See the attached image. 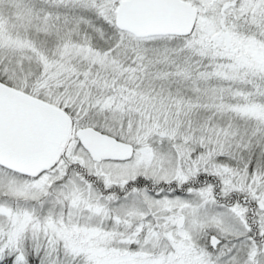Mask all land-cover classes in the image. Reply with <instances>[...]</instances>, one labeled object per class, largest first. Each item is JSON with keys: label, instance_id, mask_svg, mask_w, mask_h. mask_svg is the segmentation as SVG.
Listing matches in <instances>:
<instances>
[{"label": "snow or ice", "instance_id": "obj_1", "mask_svg": "<svg viewBox=\"0 0 264 264\" xmlns=\"http://www.w3.org/2000/svg\"><path fill=\"white\" fill-rule=\"evenodd\" d=\"M0 264H264V0H0Z\"/></svg>", "mask_w": 264, "mask_h": 264}]
</instances>
